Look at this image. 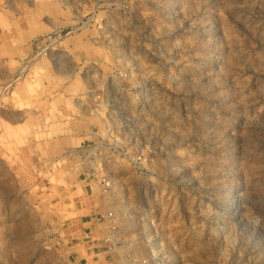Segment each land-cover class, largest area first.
<instances>
[{
	"label": "rangeland",
	"instance_id": "rangeland-1",
	"mask_svg": "<svg viewBox=\"0 0 264 264\" xmlns=\"http://www.w3.org/2000/svg\"><path fill=\"white\" fill-rule=\"evenodd\" d=\"M0 264H264V0H0Z\"/></svg>",
	"mask_w": 264,
	"mask_h": 264
}]
</instances>
